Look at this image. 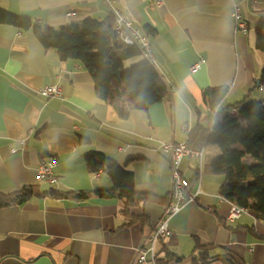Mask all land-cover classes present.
I'll return each mask as SVG.
<instances>
[{"label":"crops","instance_id":"0c3cea01","mask_svg":"<svg viewBox=\"0 0 264 264\" xmlns=\"http://www.w3.org/2000/svg\"><path fill=\"white\" fill-rule=\"evenodd\" d=\"M113 1L146 34L168 95L121 119L99 100L81 63L44 49L30 32L0 25L1 194L31 185L41 191L109 189V177L100 171L94 178L84 161L86 154L99 153L132 174L136 193L168 202L171 167L160 143L188 144L190 133L213 128L215 109L208 107L204 92L227 88L217 112L243 101H264L256 100L263 97L258 85L264 53L255 48L254 32L264 18V0ZM235 3L247 22L245 35L234 32ZM0 9L54 30L89 18L104 21L110 13L104 0H0ZM141 60L128 59L124 68ZM53 85L61 87V98L38 95ZM206 152L200 194L170 219L171 236L155 244L154 258L147 253V261L198 264L205 254L200 247L213 246L209 257L264 264V224L249 213L227 224L232 204L221 199L224 177L210 173ZM47 156L56 158L55 183L37 180L39 160ZM180 170L191 181L195 162L183 159ZM166 205L145 202L132 208L135 216L146 217L142 224L131 223L118 200L33 197L0 210V264H135L139 250L149 248L147 238Z\"/></svg>","mask_w":264,"mask_h":264},{"label":"trees","instance_id":"16d2710c","mask_svg":"<svg viewBox=\"0 0 264 264\" xmlns=\"http://www.w3.org/2000/svg\"><path fill=\"white\" fill-rule=\"evenodd\" d=\"M0 25L30 32L44 49L55 50L63 60L72 59L81 63L92 77L99 100L112 105L121 119L127 118L130 111L146 109L168 95L156 69L148 62L141 60L130 68H124L125 61L138 58L140 54L136 48L125 46L117 38L114 41L113 16L110 13L104 21L89 18L54 30L34 25L28 17L0 9ZM254 32L255 48L264 53V18L259 19ZM141 34L147 38L146 34ZM259 85L264 86V67ZM226 93V87L210 89L204 92V100L214 110ZM232 108L238 109L236 114L231 113ZM188 144L193 149L204 148L210 173L224 177L220 196L247 208L249 214L264 224V101L247 105L243 101L219 110L214 116L211 133L192 132ZM84 161L90 174L102 171L109 177L112 186L102 190L66 192L54 189L41 191L37 185H31L16 192L0 193V210L20 206L33 197L118 200L123 202L122 212L130 217L131 223L145 224L146 217L135 216L131 213L132 208L145 202L167 203L163 198L136 193L132 174L115 160L99 153H88ZM194 181L195 176L190 184L193 185ZM200 249L205 256L200 254L198 264L217 259L236 264L226 255L209 257L208 252L213 246Z\"/></svg>","mask_w":264,"mask_h":264},{"label":"built area","instance_id":"2783aa9c","mask_svg":"<svg viewBox=\"0 0 264 264\" xmlns=\"http://www.w3.org/2000/svg\"><path fill=\"white\" fill-rule=\"evenodd\" d=\"M109 8L110 14L113 16L112 30L117 40L127 47L136 48L139 51L140 57L143 61L148 62L155 68V60L153 58L151 47L148 43V39L137 30L131 19L124 14L120 9L113 6V0H104ZM250 3H254L255 0H243ZM231 18L234 22V32L241 31L243 35L247 31V22L242 18L240 13V7L238 4H233V11ZM199 63L192 67V70H196ZM264 97V87L258 86ZM38 95L44 98H61L62 91L58 85L45 86L38 90ZM237 108H232L231 113L236 114ZM214 113H217L215 108ZM187 125L182 126V129H187ZM212 129L209 130L210 134ZM160 150L164 154L169 155L170 167H171V186L168 195V202L164 209L162 218L157 227L151 232L147 238V243L150 244L149 248L142 247L138 252V257L135 264H149L146 259V254L150 253L154 258V246L158 241L165 240L171 236V230L169 226L170 219L175 216L184 205L192 203L196 200L200 194V183L204 168L205 150L204 148L193 149L185 143H160ZM183 159L193 160L195 162V181L191 186L190 181L183 176L180 170V165ZM56 165V158L53 156L42 157L38 163L37 180H47L50 183H55L52 172ZM94 178H98V172L94 174ZM221 199H223L221 197ZM225 200V199H223ZM231 209L226 217L227 224L234 222L240 218L243 214L249 213L247 208L241 207L237 204L231 203ZM154 264V261L152 262Z\"/></svg>","mask_w":264,"mask_h":264},{"label":"rangeland","instance_id":"374dc122","mask_svg":"<svg viewBox=\"0 0 264 264\" xmlns=\"http://www.w3.org/2000/svg\"><path fill=\"white\" fill-rule=\"evenodd\" d=\"M250 97V96H249ZM260 97V96H259ZM248 98V97H247ZM262 99H264L263 97H261L260 99L258 98V99H256V100H262ZM232 105H234V104H232ZM247 160H249V161H251V158L250 157H247ZM251 182H252V180H250Z\"/></svg>","mask_w":264,"mask_h":264},{"label":"water","instance_id":"95a60500","mask_svg":"<svg viewBox=\"0 0 264 264\" xmlns=\"http://www.w3.org/2000/svg\"><path fill=\"white\" fill-rule=\"evenodd\" d=\"M112 36H113L114 41L116 42V36H115V34L113 33Z\"/></svg>","mask_w":264,"mask_h":264}]
</instances>
